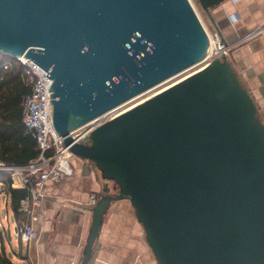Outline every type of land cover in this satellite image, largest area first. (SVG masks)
Returning a JSON list of instances; mask_svg holds the SVG:
<instances>
[{
    "label": "water",
    "instance_id": "obj_1",
    "mask_svg": "<svg viewBox=\"0 0 264 264\" xmlns=\"http://www.w3.org/2000/svg\"><path fill=\"white\" fill-rule=\"evenodd\" d=\"M197 0L220 36L212 9ZM209 37L190 0H0V52L43 67L56 131L127 198L158 264H264V122L228 56L94 128L70 130L198 63ZM112 186L115 192L112 194Z\"/></svg>",
    "mask_w": 264,
    "mask_h": 264
},
{
    "label": "crops",
    "instance_id": "obj_2",
    "mask_svg": "<svg viewBox=\"0 0 264 264\" xmlns=\"http://www.w3.org/2000/svg\"><path fill=\"white\" fill-rule=\"evenodd\" d=\"M212 14L221 37L233 45L228 58L264 122V0H225L212 9ZM256 30L259 32L246 37ZM71 165V175L45 184L46 196L38 207L43 220L33 221L36 237L28 243L19 239L17 225L23 215L19 209L15 212L12 208L8 192L10 180L6 178L1 182L0 197L5 194L2 204L8 222L5 227L0 213V259L3 262L80 263L92 217L90 196L95 194L98 199L107 182L87 160L72 155ZM108 185L111 186L110 182ZM88 264H158L127 198L112 201L108 206Z\"/></svg>",
    "mask_w": 264,
    "mask_h": 264
},
{
    "label": "built area",
    "instance_id": "obj_3",
    "mask_svg": "<svg viewBox=\"0 0 264 264\" xmlns=\"http://www.w3.org/2000/svg\"><path fill=\"white\" fill-rule=\"evenodd\" d=\"M258 32L257 30L252 31L246 37H251ZM207 34L210 41L208 51L193 66L198 64L204 66L216 57L228 56L232 49V44L221 42L218 33L214 36L207 31ZM211 44L213 47L210 50ZM14 58L21 63V77L24 83L30 87V92L24 98L22 114L25 133L35 139L39 154L35 159L23 165L10 164L0 160V177L9 179L11 187H19L27 191V195L20 201L19 211L22 213L23 219L18 223L17 231L20 241L28 243L36 237L33 221L41 222L43 220L38 207L46 196L45 184L48 181L57 182L73 173L72 153L70 146L64 142L65 137L61 136L54 127L52 102L49 101V93L52 90L48 89L52 78L46 75L47 71L43 67L24 55ZM4 66L6 67L7 63ZM121 107L122 105L117 106L70 130L74 142H82L94 128L117 115L116 111ZM96 201V195L92 194L89 203L94 205Z\"/></svg>",
    "mask_w": 264,
    "mask_h": 264
},
{
    "label": "trees",
    "instance_id": "obj_4",
    "mask_svg": "<svg viewBox=\"0 0 264 264\" xmlns=\"http://www.w3.org/2000/svg\"><path fill=\"white\" fill-rule=\"evenodd\" d=\"M21 72L22 65L16 58L0 52V160L16 165L27 164L39 154L35 139L25 133L22 121L24 98L30 87L24 83ZM5 179L0 177V182ZM8 192L12 208L18 212L27 191L9 187ZM0 264L10 263L0 259Z\"/></svg>",
    "mask_w": 264,
    "mask_h": 264
},
{
    "label": "rangeland",
    "instance_id": "obj_5",
    "mask_svg": "<svg viewBox=\"0 0 264 264\" xmlns=\"http://www.w3.org/2000/svg\"><path fill=\"white\" fill-rule=\"evenodd\" d=\"M190 1H191L192 5L194 6V9L196 10L198 17L200 18L205 29H207V31L211 32L212 35L216 36V33H217L216 30L214 29V27L212 26V24L210 23V21L206 17L205 13L201 10L197 0H190ZM232 48H233V45H232ZM201 66H203V64H198L196 66H193V67H190L186 70H183L181 73H178V75H176L175 77L166 81L164 84L159 85L157 87L154 86V88H151L149 91L144 92V93H140V94L132 97L131 100L129 99L130 101L124 103L122 105V107L119 110H117L116 112L120 113V112H123L124 110L129 109L130 107L136 105L137 103L141 102L144 99H147L148 97L152 96L153 94L162 90L163 88H165V87L171 85L172 83L180 80L181 78L185 77L186 75L200 69ZM1 186H2V183L0 182V191H1ZM114 192H115V190H113V188H112L111 193L113 194ZM4 196H5V194H1V197H0V213H1V218H2L3 224L5 227H7L8 222L4 217L5 216V205H4V203L2 204V201L5 200ZM0 231H2L1 225H0Z\"/></svg>",
    "mask_w": 264,
    "mask_h": 264
},
{
    "label": "bare ground",
    "instance_id": "obj_6",
    "mask_svg": "<svg viewBox=\"0 0 264 264\" xmlns=\"http://www.w3.org/2000/svg\"><path fill=\"white\" fill-rule=\"evenodd\" d=\"M212 44H213V43H212ZM212 44H211V46H210V50H211V48L213 47ZM179 73H181V72H179ZM176 75H178V74H175L174 76H172V77H170V78H168V79L162 81L161 83L157 84L155 87L164 84L166 81L170 80L171 78L175 77ZM152 88H154V87H152ZM150 89H151V88H150ZM150 89H148L147 91H149ZM163 89H164V88H163ZM147 91H145V92H147ZM130 100H131V99H130ZM130 100H128V101H130ZM128 101H127V102H128ZM125 103H126V102H125ZM122 105H123V104H122Z\"/></svg>",
    "mask_w": 264,
    "mask_h": 264
}]
</instances>
